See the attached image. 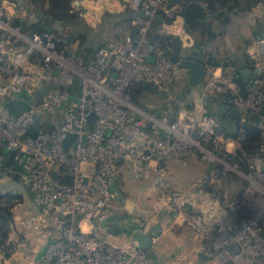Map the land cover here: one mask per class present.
<instances>
[{"label":"built area","instance_id":"obj_1","mask_svg":"<svg viewBox=\"0 0 264 264\" xmlns=\"http://www.w3.org/2000/svg\"><path fill=\"white\" fill-rule=\"evenodd\" d=\"M133 2L149 18L159 9L174 10L169 0ZM17 10L0 2V198L8 193L5 179L15 177L31 195L36 211L17 220L25 238L42 244L43 251L32 252L31 264H158L134 242L107 241L118 228L111 205L119 167L127 164L135 178L156 175L158 180L164 162L183 161L193 153L217 165L223 172H215L217 178L231 169L247 180L237 203L249 215L247 222L238 230L223 218L204 223L205 246L237 264H258L264 248V162L242 166L224 146L235 139L204 107L183 105L175 115L160 114L132 98L143 83L172 92L181 70L163 49L154 48L153 64L146 61L150 21H133L140 26L138 43L129 37L110 42L86 62L72 49L59 48L53 34L24 31L16 23ZM252 46L249 56L257 61V73L246 84L228 87L241 125L264 112V38ZM76 80L79 92L73 94ZM24 93L32 100L29 109L14 115L9 102L24 100ZM54 115L58 127L50 118ZM29 128L37 129L35 136ZM68 136L72 141L65 147ZM12 152L17 171L5 165ZM232 245L239 251L230 253Z\"/></svg>","mask_w":264,"mask_h":264},{"label":"rangeland","instance_id":"obj_2","mask_svg":"<svg viewBox=\"0 0 264 264\" xmlns=\"http://www.w3.org/2000/svg\"><path fill=\"white\" fill-rule=\"evenodd\" d=\"M83 1L88 3L73 0L72 7L80 13L86 25L97 30L104 26L103 15L105 12L118 14L127 8H136L133 0H112V5L108 1L105 2L106 0L102 4L100 3L101 5H97L96 0L95 2L94 0ZM135 1L139 2L138 4L143 2V0ZM218 1L222 2V6L217 5V8L220 12L225 11L221 19L211 18L205 27L192 33L185 28L195 38L194 45L184 44L176 35L162 33L164 36L170 37V43L175 47H179L182 53L186 55L196 52L200 43H206L203 53L207 70L202 82L193 87H187L188 75L186 72H179L172 92L168 93L160 89L139 90L135 92L136 103L145 110H153L160 114H172V112L174 114L183 105L193 109L204 107L216 119L224 133L227 129L235 130L236 128L240 132L244 124L241 125V116L238 112L234 111L230 115L234 107L230 103L232 98L228 94L230 92L228 87L234 86L235 83H239V85L246 84L257 73V61H252L249 55L253 43L259 38H264V0ZM1 3L16 6L18 10L17 13H13L14 16L28 18L23 0H2ZM43 5L44 8H48V0H45ZM223 5L230 8L233 6L234 9L226 10L227 6ZM31 8H35V6L32 5ZM170 8L174 10L164 11L171 18V22L166 23V26L173 23L177 14L180 15L182 11V6L179 3L170 6ZM99 15L101 21L95 24L93 18ZM159 30L162 29L158 28ZM69 31V27L59 28L54 35L57 40L61 41ZM100 31L99 38L104 40V45L124 40L123 37H129V33L124 27L112 28L111 26ZM211 36L212 38H210ZM72 44L70 46L76 48L75 43ZM146 44L145 46H147ZM78 56L86 61L84 55ZM242 69H248L250 75L247 77L242 76L240 73ZM237 77L238 79H236ZM182 90H186L187 97L183 103H179L176 107L174 100ZM219 116H221L222 124L216 118ZM260 117L264 121V114ZM50 118L53 120L54 126L58 127L60 123L57 115ZM260 126L264 128V124H260ZM262 134L264 142V131ZM235 141L236 151H229L226 146L229 143L224 144L229 154L234 156H236L239 148V143L236 139ZM192 155L197 158L196 162L188 161ZM244 155V162L247 164L255 159L264 162L261 150ZM124 165L127 166L126 169L120 170L119 168V179L115 185L116 198L111 205V214L115 218L114 223H116V226L122 227L123 230L136 228L139 224L149 225L153 228L152 225L155 224L154 227L158 231V235L153 248L148 253L158 264L238 263L235 258L225 259L219 256L215 250L208 249L204 243L205 238L202 236V227L206 222L213 223L220 219L219 213L228 201L232 189L236 188L235 190H237L238 186L228 183L227 177L229 175L236 176L244 183H247L246 179L239 173L229 169L225 174H221L217 181L212 177L213 173L223 172L218 169L215 163L204 160L203 156L195 153L189 155L183 161L164 162L166 169L159 174L158 180L156 175H151V177L145 179L135 178L130 167L127 164ZM175 167H177L176 174L177 177L180 176L179 179L172 178ZM206 170H209L210 173L208 178H204ZM157 181L158 183L155 184ZM5 182L6 191L16 196V199L13 203L8 204L11 222L8 225V239L3 246L0 244V264H31L35 261L32 252L36 250L40 252L42 244L25 238L17 227L18 218L33 209L31 195L20 184L18 178H14L13 181L5 179ZM11 182L14 184L12 187L9 185ZM219 192L223 196L220 201L217 197L220 195ZM214 193L215 201L208 200V197ZM189 199L192 200L191 203H188ZM228 204L235 205V201H229ZM180 215L183 218L178 220L177 218ZM129 233L119 231L116 235L111 234L107 241L118 246L128 245L132 242ZM42 255L40 254V256ZM262 255H264V248L258 252V264H264Z\"/></svg>","mask_w":264,"mask_h":264},{"label":"trees","instance_id":"obj_3","mask_svg":"<svg viewBox=\"0 0 264 264\" xmlns=\"http://www.w3.org/2000/svg\"><path fill=\"white\" fill-rule=\"evenodd\" d=\"M1 1L2 0H0V2ZM44 1L45 0H23V6L28 12V18H19L16 20V23L20 25L24 31L31 34L51 33L54 35L57 33L59 28L69 27L70 31L65 34L63 40H57L54 35L57 46L59 48L72 49L76 55H84L86 57V62L90 61L96 50L105 44L104 40L99 38V32H101L100 30H103L105 27H124L129 33V38L135 44L138 43L140 39V26L138 24H134L133 21L136 19H141L150 21L146 32L147 46L152 45L155 49L163 50H166L168 47H170L172 52H178L183 57L197 59L205 63L203 51L206 43H200L196 52H191L186 55L182 53V50H180L179 47H175L170 43V37L164 36L158 32L160 24L171 22V18H169L163 10H157L152 18H149L145 14L141 8V5L135 9L127 8L118 14L105 12L103 15L104 26L100 30H97L86 25V23L82 20L80 13L75 11V9L72 7L73 0H48V8H44ZM170 3H172V5L177 3L181 4V15L185 20V28L191 33L197 29L205 27L211 18H215V20L221 19L225 13V11L220 12V10L217 8V5L222 6V2L218 0H170ZM32 5L35 6V8H31ZM228 9H234V7L231 6L230 8L227 6L226 10ZM212 36L210 38H212ZM72 43H75L76 48L70 46ZM147 46H143V51H148ZM166 54L167 56H171V52ZM186 85L187 87H193V85L190 84L189 79ZM143 89L144 87L142 86H136L132 91V98L135 102L137 100L135 92ZM71 92L73 94H77L79 92V83L77 80L75 81L74 86L71 88ZM179 98L181 100L184 99V91L179 94ZM263 114L264 112H261L255 118L249 119V121L244 124V126H242L243 130L245 131L244 136L240 135L238 128L235 130L227 129L225 131L226 135L233 137L239 143V148L236 152V158L242 161V166H244L243 163H245L244 154H252L261 150L262 155L264 156V142L262 138V132L264 131V128L260 126V124H264V121H262L260 117ZM216 118L220 121V123L222 122L221 116ZM226 180L228 183H233L234 185L238 186L237 190H235L236 188H234V190L232 189L229 196V201H240L244 191L245 183L242 182L240 178L232 175H229ZM15 199L16 196L9 192L0 198L1 246H3V244H5L8 239V225L11 222L8 204L13 203Z\"/></svg>","mask_w":264,"mask_h":264},{"label":"water","instance_id":"obj_4","mask_svg":"<svg viewBox=\"0 0 264 264\" xmlns=\"http://www.w3.org/2000/svg\"><path fill=\"white\" fill-rule=\"evenodd\" d=\"M148 50H149V54L146 56V61L150 64H153L155 62V59H156L155 55L153 54L154 47L150 45V46H148ZM165 52H167V53L171 52V59L174 62L178 63L180 69L186 71V74L188 75L189 82L191 85L195 86V85H198L199 83L202 82V80L205 76L206 70H207V65L204 62L197 60V59H191V58L183 57L178 52H172V49L170 47H168L165 50ZM68 53L71 54L72 51H69ZM240 73L242 76L247 77L250 72L248 69H242ZM236 79H238V77ZM143 87H145V88L148 87V84L143 83ZM22 96H23L24 100L12 99L9 102L10 105L13 107L14 115H19L20 113L29 109V103L32 101L31 97L27 93H24ZM40 102L41 101L39 100L37 103H40ZM230 103H231V101H230ZM234 111H236L235 108H233V111L230 112V115ZM28 133L32 136H35L37 133V129L29 128ZM71 141H72V137L68 136L66 138V141H65V147H68ZM14 156H15V152H12L9 155L5 165L7 167L12 166L13 170L17 171L18 165L13 164ZM56 177L57 176H55V178ZM248 216L249 215L245 213L244 209L240 206V204H236L234 216L230 222L232 224L246 223L248 220V218H247ZM117 232H118V229L113 228L112 234L115 235V234H117ZM129 234H130V238H131L132 242L136 243L141 250H143L145 252H149L153 248L154 238H153V235L151 233L145 232L142 229H136V230L131 231ZM238 251H239V248L237 245H232L229 248V252L232 254L236 253ZM200 255H202V254H200Z\"/></svg>","mask_w":264,"mask_h":264},{"label":"crops","instance_id":"obj_5","mask_svg":"<svg viewBox=\"0 0 264 264\" xmlns=\"http://www.w3.org/2000/svg\"><path fill=\"white\" fill-rule=\"evenodd\" d=\"M83 3H85V2H87V1H83V0H81ZM109 2L111 5H112V0H106L105 2ZM94 2H95V0H94ZM102 2H104V0H96V4L97 5H101L102 4ZM88 3V2H87ZM101 3V4H100ZM176 12V11H175ZM174 12V13H175ZM94 20V22H95V24H97V23H99L101 20V18H100V15L99 16H97V17H95V18H93ZM94 24V23H93ZM160 26L161 27H159V28H161L162 30H159L158 32L160 33V34H162V33H164V34H172V35H176L177 37H179L180 38V40L184 43V44H187V45H189V46H191V45H194L195 44V38L193 37V35H191V33H189L186 29H185V20H184V18L182 17V15L180 14V15H178L177 14V16L175 17V20L173 21V23H171L170 25H168V26H166L165 24H160ZM179 72H186L185 70H179ZM157 90V88H155V87H152V86H150V87H146V88H144L143 90L144 91H146V90ZM184 91V99H180L179 98V94H177V97L175 98V100H174V104L176 105V107H177V105L179 104V103H183L184 101H185V99H186V97H187V95H186V90H182V92ZM236 147H237V145H236V143H234V142H231V143H229L228 145H227V148H228V150L229 151H236ZM196 157L195 156H190L189 157V160L188 161H193V162H196ZM120 170H124V169H126L127 168V166L126 165H124V164H121L120 165ZM176 169H174V171L172 172V178H174V177H176V179L178 178H180V176H178L177 177V172H176V170H177V167H175ZM190 172V171H189ZM190 174V173H189ZM205 176H204V178H208V176H210V173H209V170H206V172H205V174H204ZM212 177L214 178V179H216L217 181L219 180L217 177H216V175L213 173V175H212ZM115 190H116V188H115ZM211 193V192H210ZM213 196H215V193L213 194V195H211L210 197H208V200H211V201H213L214 199H212V197ZM217 197H219L218 198V201H220V200H222L221 199V197L220 196H217ZM32 200V199H31ZM217 200V199H216ZM191 201L192 200H188V203H191ZM215 201V200H214ZM228 202H229V199H228V201L224 204V206H223V208L221 209V211H220V218H223V219H226V220H228V221H231L232 220V218H233V216H234V212H235V205H233V204H228ZM239 202V201H238ZM237 201L235 202V204H237L238 203ZM32 211H30V212H35L36 211V208H35V206L32 204ZM228 206V207H227ZM226 207H227V209H226ZM229 208V209H228ZM225 210V211H224ZM227 210V211H226ZM197 213V212H196ZM180 218H183L181 215L180 216H178V220L180 219ZM112 220L113 221H115V218L112 216ZM155 225V224H154ZM154 225H152L153 226V228L152 227H149V225H140L139 224V226H137L136 228H132V229H125V230H123V228L122 227H119L118 225V232L119 231H124L125 233H128V232H131V230H136V229H142L143 231H145V232H149V233H151L152 235H153V238H154V244H155V240H156V236L158 235V231H156V229H155V227H154ZM129 226V225H128ZM158 226H159V224H158ZM234 226H235V230H238L240 227H241V223H235L234 224ZM156 231V232H155ZM118 232H117V234H118ZM116 235V234H115ZM154 246V245H153ZM180 248V247H179Z\"/></svg>","mask_w":264,"mask_h":264}]
</instances>
